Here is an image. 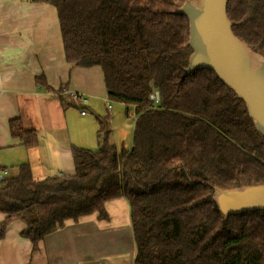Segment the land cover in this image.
Segmentation results:
<instances>
[{"label": "trees", "instance_id": "1", "mask_svg": "<svg viewBox=\"0 0 264 264\" xmlns=\"http://www.w3.org/2000/svg\"><path fill=\"white\" fill-rule=\"evenodd\" d=\"M29 1L55 7L65 60L100 66L107 98L135 119L130 147L118 148L109 116H96V149L72 145L71 174L36 179L19 164L0 182V238L18 220L34 251L66 220H107L106 202L123 197L133 264H264V209L224 218L212 200L214 187L264 183V136L212 71L183 76L189 27L175 10L184 0ZM226 13L234 35L264 55V0H228ZM35 79L45 85L43 75ZM8 128L25 148L37 145L20 118Z\"/></svg>", "mask_w": 264, "mask_h": 264}, {"label": "crops", "instance_id": "2", "mask_svg": "<svg viewBox=\"0 0 264 264\" xmlns=\"http://www.w3.org/2000/svg\"><path fill=\"white\" fill-rule=\"evenodd\" d=\"M40 74L45 85L37 84ZM62 86L65 90L57 93ZM72 93L84 95L86 102L75 104ZM109 101L100 66L77 67L65 60L53 5L0 0V167L15 175L18 165L27 163L36 179L71 174V146H97L96 116H104L102 108L111 109ZM12 118L36 132L35 147L25 148L10 135ZM110 118L120 121L116 114ZM105 209L107 220L95 213L66 220L34 251L20 234L24 224L11 222L0 238V264H133L136 247L126 199H111ZM4 217L0 212V222Z\"/></svg>", "mask_w": 264, "mask_h": 264}, {"label": "water", "instance_id": "3", "mask_svg": "<svg viewBox=\"0 0 264 264\" xmlns=\"http://www.w3.org/2000/svg\"><path fill=\"white\" fill-rule=\"evenodd\" d=\"M228 0H184L175 10L188 20L191 52L183 76L207 69L243 100L255 129L264 136V55L237 38L226 13ZM224 218L264 209V183L213 188Z\"/></svg>", "mask_w": 264, "mask_h": 264}, {"label": "rangeland", "instance_id": "4", "mask_svg": "<svg viewBox=\"0 0 264 264\" xmlns=\"http://www.w3.org/2000/svg\"><path fill=\"white\" fill-rule=\"evenodd\" d=\"M111 106V109L107 110L101 109V115L110 114L111 116H114L115 114L120 117V121L118 119H114L113 121L110 118L108 119L109 128H110V134H109V140L113 142L118 148L120 146H123L125 148H128V146L131 144L132 140V129L134 124V112L132 111V108H130L129 116H126L124 114V108L123 106L116 101L110 100L108 102ZM120 113V114H119ZM93 114V113H91ZM107 114V115H108ZM94 149L96 146H94ZM15 172V170L10 171V175H12Z\"/></svg>", "mask_w": 264, "mask_h": 264}, {"label": "built area", "instance_id": "5", "mask_svg": "<svg viewBox=\"0 0 264 264\" xmlns=\"http://www.w3.org/2000/svg\"><path fill=\"white\" fill-rule=\"evenodd\" d=\"M70 98L72 99V101L77 104V105H83L86 102V97L82 94H74L72 93L70 95ZM149 99L153 102L154 105H156L159 101V95L158 92L153 89L152 93L149 96ZM110 106V105H109ZM85 111L81 110V114H84ZM9 170L6 167H0V182H2L4 179H6L7 177H9Z\"/></svg>", "mask_w": 264, "mask_h": 264}]
</instances>
